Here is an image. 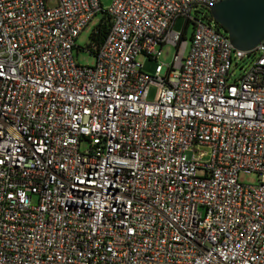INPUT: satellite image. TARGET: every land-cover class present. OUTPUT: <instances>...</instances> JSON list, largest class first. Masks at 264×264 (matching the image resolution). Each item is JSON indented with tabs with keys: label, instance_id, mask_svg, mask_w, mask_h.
Wrapping results in <instances>:
<instances>
[{
	"label": "built area",
	"instance_id": "1",
	"mask_svg": "<svg viewBox=\"0 0 264 264\" xmlns=\"http://www.w3.org/2000/svg\"><path fill=\"white\" fill-rule=\"evenodd\" d=\"M49 1L0 0V264H264V39L191 17L223 0Z\"/></svg>",
	"mask_w": 264,
	"mask_h": 264
},
{
	"label": "water",
	"instance_id": "2",
	"mask_svg": "<svg viewBox=\"0 0 264 264\" xmlns=\"http://www.w3.org/2000/svg\"><path fill=\"white\" fill-rule=\"evenodd\" d=\"M209 11L235 49L251 50L264 39V0H223Z\"/></svg>",
	"mask_w": 264,
	"mask_h": 264
},
{
	"label": "rangeland",
	"instance_id": "3",
	"mask_svg": "<svg viewBox=\"0 0 264 264\" xmlns=\"http://www.w3.org/2000/svg\"><path fill=\"white\" fill-rule=\"evenodd\" d=\"M112 3V0H102L101 4L104 9H107ZM49 6L54 5V1L51 0L48 2ZM198 12H192L191 17L192 18H202L203 14L208 13L206 9H198ZM103 16V13H98L93 20L88 24V26L82 31V33L78 36V38L75 41L76 48H74V56L77 62L81 65H94L95 63V56L88 51V47H91V34L98 26L101 18ZM185 28V37L187 40H189L191 33H192V24H188L186 26V20L183 17H180L175 20L172 30L176 33H182ZM223 31V29L221 30ZM224 32V31H223ZM79 47V48H78ZM86 49V50H85ZM174 53V48L171 45H165L162 48V53L159 56L157 61H150L145 59L143 56H139L136 58V63L141 64L143 67L144 73H146L149 76H152L154 74V68L156 64H162L164 66H167L170 64L172 60V56ZM156 94V87L151 86L149 89L148 98L149 100H152L155 97ZM201 151H206L204 149H200ZM188 157H191L192 153H187ZM258 177L256 174H245L240 173L239 175V181L244 184H255L257 183ZM33 202H36V198L33 199Z\"/></svg>",
	"mask_w": 264,
	"mask_h": 264
},
{
	"label": "trees",
	"instance_id": "4",
	"mask_svg": "<svg viewBox=\"0 0 264 264\" xmlns=\"http://www.w3.org/2000/svg\"><path fill=\"white\" fill-rule=\"evenodd\" d=\"M208 13L207 16L209 19H212L210 11H207ZM101 13H103V16L98 24V26L96 27V29L93 31V33L91 34V47H88V51L89 53L92 52V48L93 47H98L99 45H101L103 43V41L105 40L109 29H110V25H111V21H110V17L106 14V12L101 11ZM188 24H191V22H188L186 24V26ZM216 26L218 29L222 30V28L215 22Z\"/></svg>",
	"mask_w": 264,
	"mask_h": 264
}]
</instances>
